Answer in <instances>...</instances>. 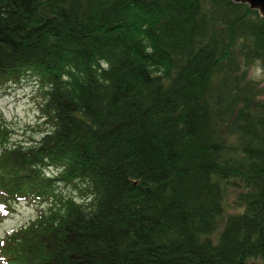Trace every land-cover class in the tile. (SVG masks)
I'll return each instance as SVG.
<instances>
[{
    "label": "trees",
    "instance_id": "obj_1",
    "mask_svg": "<svg viewBox=\"0 0 264 264\" xmlns=\"http://www.w3.org/2000/svg\"><path fill=\"white\" fill-rule=\"evenodd\" d=\"M254 65L264 16L245 3L0 0V89L32 76L44 96L34 143L0 119V218L47 204L0 264L264 261Z\"/></svg>",
    "mask_w": 264,
    "mask_h": 264
},
{
    "label": "rangeland",
    "instance_id": "obj_2",
    "mask_svg": "<svg viewBox=\"0 0 264 264\" xmlns=\"http://www.w3.org/2000/svg\"><path fill=\"white\" fill-rule=\"evenodd\" d=\"M250 76L257 78L261 86L264 85V72L258 65L252 67ZM43 100V93L32 76H27L18 83L8 84L0 89V119H5L9 127L8 143L29 144L42 137L40 131L44 126L41 124L40 104ZM60 191L64 194H74L77 198L80 196V190L73 185L61 186ZM44 201L14 202V210L0 218V238L34 219L39 209L46 207L47 204ZM229 202H232L231 196L228 198ZM254 264H264V261L256 260Z\"/></svg>",
    "mask_w": 264,
    "mask_h": 264
},
{
    "label": "water",
    "instance_id": "obj_3",
    "mask_svg": "<svg viewBox=\"0 0 264 264\" xmlns=\"http://www.w3.org/2000/svg\"><path fill=\"white\" fill-rule=\"evenodd\" d=\"M247 4L251 9H255L261 16H264V0H232Z\"/></svg>",
    "mask_w": 264,
    "mask_h": 264
}]
</instances>
